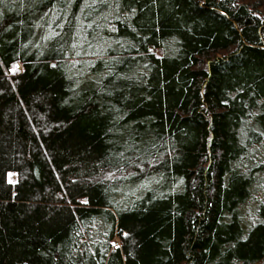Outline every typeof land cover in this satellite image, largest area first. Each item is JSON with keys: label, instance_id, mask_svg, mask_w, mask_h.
<instances>
[{"label": "trees", "instance_id": "1", "mask_svg": "<svg viewBox=\"0 0 264 264\" xmlns=\"http://www.w3.org/2000/svg\"><path fill=\"white\" fill-rule=\"evenodd\" d=\"M0 264H264V0H0Z\"/></svg>", "mask_w": 264, "mask_h": 264}, {"label": "rangeland", "instance_id": "2", "mask_svg": "<svg viewBox=\"0 0 264 264\" xmlns=\"http://www.w3.org/2000/svg\"><path fill=\"white\" fill-rule=\"evenodd\" d=\"M9 177H10L11 179L15 178V173H14V172H10Z\"/></svg>", "mask_w": 264, "mask_h": 264}]
</instances>
